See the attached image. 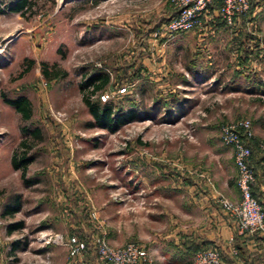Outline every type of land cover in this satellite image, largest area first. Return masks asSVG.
I'll list each match as a JSON object with an SVG mask.
<instances>
[{"label":"rangeland","instance_id":"rangeland-1","mask_svg":"<svg viewBox=\"0 0 264 264\" xmlns=\"http://www.w3.org/2000/svg\"><path fill=\"white\" fill-rule=\"evenodd\" d=\"M8 2L0 0V264L96 263L91 251L85 263L44 244L54 234L92 244L103 233L112 246L157 254L210 235L225 214L212 190H238L221 127L249 120L264 151V0L245 21L214 17L170 39L154 36L170 0H31L23 14L7 12ZM94 72L111 79L104 103L133 109L135 120L97 126L81 93ZM19 96L30 103L25 121L2 98ZM12 156L29 160L16 170ZM165 173H191L207 202L157 188L153 178Z\"/></svg>","mask_w":264,"mask_h":264},{"label":"built area","instance_id":"built-area-1","mask_svg":"<svg viewBox=\"0 0 264 264\" xmlns=\"http://www.w3.org/2000/svg\"><path fill=\"white\" fill-rule=\"evenodd\" d=\"M170 1L177 13L156 29L155 37L161 36L170 39L181 33L201 29L202 19L209 13L208 7L212 3V0ZM253 1L255 0H221L218 14L227 25L231 26L238 15L246 14L249 11ZM119 92L123 93L124 89H120ZM107 97L108 95H104L101 98L103 100ZM244 136L247 139L253 137L252 125L247 119H241L221 127V142L233 151L237 171L236 185L240 199L233 202L221 195H218V198L222 209L234 220L240 233H259L264 236V210L261 203L252 194V186L255 182V174L250 166L252 152L246 144ZM206 180L211 185L210 179L206 178ZM91 216L96 219L95 213H92ZM43 242L65 247L71 260H81L86 251L85 242L76 236L64 237L61 234H54L45 236ZM93 243L97 260L101 264H152L148 251L138 244L128 243L120 247L112 246L103 233L94 237ZM234 254H236L235 251ZM192 264H223V260L217 249L209 248L198 251L193 257Z\"/></svg>","mask_w":264,"mask_h":264},{"label":"crops","instance_id":"crops-1","mask_svg":"<svg viewBox=\"0 0 264 264\" xmlns=\"http://www.w3.org/2000/svg\"><path fill=\"white\" fill-rule=\"evenodd\" d=\"M217 16L218 13L216 11L208 13L205 17H203L202 25L204 26V24L210 22L212 18ZM232 167L237 176L235 164H232ZM258 168L259 167L255 169L256 174L255 182L253 185L255 187V192L259 197L261 206L264 210V177L263 175H261V172L258 170ZM192 177L193 176L191 173L186 175L182 174L181 176L171 173H165L157 174L153 179L157 181L155 183L157 184V188H162L161 190L168 191L169 196L174 195L175 192L183 193L186 196V198L184 199V204L192 205L193 203H199L200 205H203L204 201L207 202V195H205L204 192H201L200 190L192 187ZM158 181H162L163 183ZM155 184H153V188H155ZM236 186L237 185L235 182L234 188ZM224 193L226 196L225 191ZM215 194H217V198L218 195L225 197L222 193H218L217 191L212 190L211 197L216 198ZM229 198L231 199V201H239L240 195L238 193V190H236V194L230 193ZM213 224L214 230L210 235L209 233L202 236H193L192 234H190L186 237H182V240L180 242L175 241L172 244L170 243L166 246V249H163V251L159 254L155 253L156 251L150 252L149 249L145 246L142 247H144L148 251L152 260V264H175L187 257L192 258L183 248L182 244L185 239L197 237L207 241L210 246H214L217 250L220 251L223 264H241L247 260H250V263L252 264H264L263 235L259 233H240L236 228L234 220L226 212L225 214H223V217H216ZM169 246L173 250L169 248ZM234 251L236 254H234Z\"/></svg>","mask_w":264,"mask_h":264},{"label":"trees","instance_id":"trees-1","mask_svg":"<svg viewBox=\"0 0 264 264\" xmlns=\"http://www.w3.org/2000/svg\"><path fill=\"white\" fill-rule=\"evenodd\" d=\"M255 1H253L251 3L250 9L246 14L238 15L234 19L233 24H236L239 21H245L250 16V12L252 9L251 7L255 3ZM30 2H31V0H9V2L6 4V11L9 13L23 14V12L30 7ZM220 6H221V0H212V3L208 7V12L212 13L213 11H216L218 13ZM176 13H177L176 8L172 4H170V15L168 17V20L171 19L172 17H174L176 15ZM217 18H219L223 24L227 25L225 23L224 19L219 14H218ZM168 20H166V22ZM186 33H188V32H186ZM181 34H184V33H181ZM43 73H44V71H43ZM110 81H111L110 76L107 73L94 72L87 78L85 83H83L81 86L82 101H83L84 105L87 107L89 113L93 117L97 126H99L101 128H105V129H107L109 127H115V126L118 127L119 125L125 124V122H130V121L135 120V113H134L133 109H129L127 111H122L123 106L121 104L116 105L114 103L115 107H113V105L109 102L104 103L108 99L111 98L110 95L107 94L108 97L106 99L101 100V97L104 96L103 93H104L105 89L107 88V86L109 85ZM120 89H124V92L120 93L118 90V92L116 93L117 95H121V94L126 93L127 88L123 87ZM98 92H100V94L98 95L97 100L92 99V96ZM2 98H3L4 103H6L7 105L14 108V110L20 115V117L23 121L28 120L30 118V112H31L30 103L25 97L19 96L15 99H11V100L4 99V97H2ZM22 131L24 133H29L28 130H26V129H22ZM31 133L33 135H36V134H38V130L35 129V130L31 131ZM242 134H244V133H242ZM245 142L250 147L251 152H252L251 159H250V166H251L252 170L254 171V174H256L255 169L257 167H259L262 171L261 175H263V177H264V155H262V156L258 155V152H260V151L264 152L262 149H260V143L255 142L254 136L250 139H247L245 137ZM28 160L29 159L24 158L23 156H21V157L19 156V159L16 158L15 156H12L10 163H11V166L13 169L18 170L20 168H23L25 166V164L28 162ZM21 171H22V175H23V169ZM252 194L260 202L259 197L257 196V193L255 192L254 185L252 186ZM13 212H15V211L14 210L10 211V213H13ZM18 228H20V223L9 226L7 228V232H11L12 230H15ZM71 236H76L79 240L84 241L86 244V251H85L83 258L81 260L76 259L74 261L87 263L88 261H90L92 259L89 257V255H90L89 252L91 251L92 254L95 256V259H96L95 264H101L97 260V255H96V251H95L94 243H93L94 237H93L92 244H90V243H88V241L86 239L80 237L79 235H71ZM182 245H183V248L187 251V253L192 257V260H193L194 255L198 251L209 249L210 247L213 249H216L214 246H210V244L207 241L202 240L201 238H197V237L185 239L183 241ZM17 246H18V244L16 242H13L11 244V247L14 249Z\"/></svg>","mask_w":264,"mask_h":264}]
</instances>
